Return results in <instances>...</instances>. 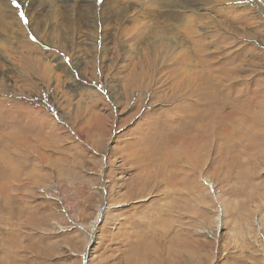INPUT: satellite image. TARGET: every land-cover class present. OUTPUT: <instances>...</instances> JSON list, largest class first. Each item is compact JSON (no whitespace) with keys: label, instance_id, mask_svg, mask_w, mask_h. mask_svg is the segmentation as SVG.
Listing matches in <instances>:
<instances>
[{"label":"rangeland","instance_id":"374dc122","mask_svg":"<svg viewBox=\"0 0 264 264\" xmlns=\"http://www.w3.org/2000/svg\"><path fill=\"white\" fill-rule=\"evenodd\" d=\"M261 1L99 0L104 44L66 55L7 0L0 139L35 150L0 165V264H264Z\"/></svg>","mask_w":264,"mask_h":264},{"label":"bare ground","instance_id":"6f19581e","mask_svg":"<svg viewBox=\"0 0 264 264\" xmlns=\"http://www.w3.org/2000/svg\"><path fill=\"white\" fill-rule=\"evenodd\" d=\"M19 1L22 5V10L24 14H27L30 22L33 25L31 31L34 34L39 35L42 32L45 33L49 32V28H50L49 23L53 20H57V30L55 32L53 30H50L56 33V39L54 40L51 39V41L54 46L59 47L61 49L60 51L64 52L66 55H68V50L69 51L70 49L74 50V47H77V44L79 42L80 43L85 42V36L87 35L88 37H92V36L94 37L93 42L90 40L94 48L100 47L104 44L103 36L105 33H103L102 30L104 29V25L107 24V22L111 18L109 17L106 8L103 7L104 4L102 2L97 3V1L99 0H95V4H92V0H44V1L19 0ZM128 1L131 2L132 0H128ZM137 1L141 2L143 4V7L150 3L156 6H160V8L161 7L165 8V10L163 11L167 12V0H137ZM144 8L146 11L148 10L146 6ZM187 9L191 10V8H185V10ZM259 10L264 12V0L261 1V4L259 5ZM151 14H149V17ZM15 15H16V11L13 12V10H11V7L9 6V4H7V0H0V30L10 34L13 37L17 35L20 32V30L22 31L24 30L22 24L19 21H17V19L15 18ZM160 16H164V14H160L159 16H155V17L157 18ZM154 20L151 21H153V24L154 25L156 24V26L159 25L160 23L163 25H167V23H165L164 21H159V20H163L162 18H159L158 21H154ZM111 23H113V21ZM142 33L143 30L141 29L138 36H141ZM97 40H100V44L97 42ZM10 45H13V40L10 43ZM10 50H13V46L5 47L0 44V57L4 59L6 58L7 61H9L10 63L9 64L10 68L12 70H15L17 66L20 67L21 63L25 62L26 57L22 56L16 59L15 57L11 56ZM53 62H55L54 64L56 66L63 68L66 61L64 62L62 58H58ZM75 64H76L75 67L79 69L85 63L81 61H77V63ZM53 70L54 69L52 67L45 66L43 65V63L41 64L38 59L33 58L30 59V63L27 65V69H24V71L20 70L19 73L20 74L23 73L21 74V76L24 77L32 74V72H37L40 73L44 81L47 79H54L59 83L60 75L56 74L55 71ZM22 82L24 81L22 80ZM41 82L42 81H40V83ZM79 88H81L80 85ZM260 126L264 130V119L263 121H261ZM21 138L22 137L18 138L19 141L16 138L10 141H7L5 139H3L4 140L3 141L2 139H0V146H2L4 149L1 150L0 152V165L11 168L15 165L23 166L25 164L23 162L24 160L23 155L29 153L30 152L29 150H35L34 149L35 146L26 144V142H24Z\"/></svg>","mask_w":264,"mask_h":264},{"label":"snow or ice","instance_id":"6c2138e0","mask_svg":"<svg viewBox=\"0 0 264 264\" xmlns=\"http://www.w3.org/2000/svg\"><path fill=\"white\" fill-rule=\"evenodd\" d=\"M21 15H23V13H21Z\"/></svg>","mask_w":264,"mask_h":264}]
</instances>
